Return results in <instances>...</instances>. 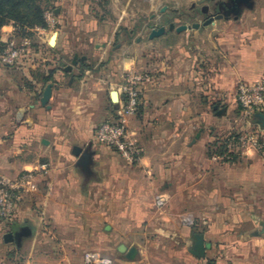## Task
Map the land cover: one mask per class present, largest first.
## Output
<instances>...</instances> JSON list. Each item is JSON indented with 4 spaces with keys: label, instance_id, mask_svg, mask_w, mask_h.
Segmentation results:
<instances>
[{
    "label": "crops",
    "instance_id": "1",
    "mask_svg": "<svg viewBox=\"0 0 264 264\" xmlns=\"http://www.w3.org/2000/svg\"><path fill=\"white\" fill-rule=\"evenodd\" d=\"M55 2L56 28L34 40L0 31V45L32 47L22 64L0 63V174L36 182L0 223V264H85L90 252L111 264H264V154L214 159L245 129L238 84L264 79V0L237 4L218 31L150 32L139 54L128 19ZM131 73L146 78L138 112L124 118L142 149L135 165L94 141L121 115Z\"/></svg>",
    "mask_w": 264,
    "mask_h": 264
},
{
    "label": "built area",
    "instance_id": "2",
    "mask_svg": "<svg viewBox=\"0 0 264 264\" xmlns=\"http://www.w3.org/2000/svg\"><path fill=\"white\" fill-rule=\"evenodd\" d=\"M48 29L56 28L54 12L45 14ZM32 52L31 43L10 41L0 54V63L5 67H16L22 64ZM146 78L137 73L128 74L121 86L124 94V107L119 118L112 122L100 124L94 133V141L102 146L111 148L129 164L135 165L140 161L142 149L131 137L124 122L125 117L136 115L140 107L141 86ZM237 102L240 109V119L245 129L228 137L227 153L214 159L230 162L232 155H242L247 150H255L264 154V131L258 124L257 116L264 114V79L255 83H240L237 87ZM256 126V130L248 129ZM47 173V169L43 170ZM36 189L35 176L25 172L15 179L0 174V223H11L15 220L19 202ZM187 224H193L190 217L184 218ZM85 264H111L110 260L101 254L90 252L85 255Z\"/></svg>",
    "mask_w": 264,
    "mask_h": 264
},
{
    "label": "rangeland",
    "instance_id": "3",
    "mask_svg": "<svg viewBox=\"0 0 264 264\" xmlns=\"http://www.w3.org/2000/svg\"><path fill=\"white\" fill-rule=\"evenodd\" d=\"M54 1L55 0H50ZM90 11L93 17L102 18L114 21L122 18L124 21L129 20V28H134V48L136 53H142V43L146 41L150 32L158 36L161 31L164 33L169 31L170 23L176 27L182 25H203L206 16L201 13L202 9H207L209 17L214 18L210 25L201 26L202 30L218 31L219 23L216 24L218 15L228 17L240 15V8L233 12H226L222 7L223 2L231 3L232 0H87ZM262 1V0H261ZM56 3V2H55ZM44 5L45 2H43ZM248 11L246 8L245 11ZM254 10V9H253ZM257 14H260V9H255ZM48 8L47 12H50ZM46 12V13H47ZM54 12V11H53ZM45 13V14H46ZM257 15L256 13H252ZM207 16V17H208ZM216 25V28L213 27ZM216 29V30H215ZM195 31V30H191ZM140 39V46L136 40ZM242 122V121H241ZM244 124V123H242ZM250 132H254L256 126L248 128ZM264 131V129H263ZM235 134V132H234ZM228 142V137L223 139V142Z\"/></svg>",
    "mask_w": 264,
    "mask_h": 264
},
{
    "label": "trees",
    "instance_id": "4",
    "mask_svg": "<svg viewBox=\"0 0 264 264\" xmlns=\"http://www.w3.org/2000/svg\"><path fill=\"white\" fill-rule=\"evenodd\" d=\"M48 8L54 11L55 2L50 0H0V31L5 26L12 25L17 39L32 41L37 31L48 28L45 18ZM41 48L43 49V46ZM4 49L5 45H0V54ZM227 145L228 142L225 141L217 146V156H225ZM237 158L238 155H232L229 163L237 161Z\"/></svg>",
    "mask_w": 264,
    "mask_h": 264
},
{
    "label": "water",
    "instance_id": "5",
    "mask_svg": "<svg viewBox=\"0 0 264 264\" xmlns=\"http://www.w3.org/2000/svg\"><path fill=\"white\" fill-rule=\"evenodd\" d=\"M244 1L246 2V1H249V0H240V1H238V4L240 5V3L241 2H244ZM219 18L220 17H218L217 19H219ZM212 22H213V19L212 20H209L205 25H208V24H210ZM200 26H201L200 24H193L191 26L190 25H182V26H179V27H175L174 24H171L170 27H169V29L170 30H174L176 28L175 30L178 33H181V32L189 31V30H192V29H199ZM162 33H164V32L161 31L160 34H162ZM77 62H78V56H75L74 59H73V61H72V66H75L77 64ZM72 66H69L66 70L70 72L72 70ZM52 91H53V85L52 84H49L46 87V89H45V91L43 93V96L41 98V101H40L42 106H44V107L47 106V104L49 103V101H50V99L52 97ZM113 97H114V100L116 101V94H113ZM257 118L259 119L258 120V124L260 125V127L262 129H264V125L261 122V119L264 118V114L258 115ZM43 143L44 144H47L46 141H43ZM133 257H134V250H131L130 253H129V255H128V258L129 259H132Z\"/></svg>",
    "mask_w": 264,
    "mask_h": 264
},
{
    "label": "flooded vegetation",
    "instance_id": "6",
    "mask_svg": "<svg viewBox=\"0 0 264 264\" xmlns=\"http://www.w3.org/2000/svg\"><path fill=\"white\" fill-rule=\"evenodd\" d=\"M238 1H240V0H232L231 1V3H229L228 4V2L226 3V2H223V4H222V7L226 10V12H233L234 10H236V5L238 4ZM228 5V6H227ZM201 13L204 15V16H206V20L204 21V23H203V25H205L209 20H214V18H212V17H209L208 15H209V12H208V10L207 9H202L201 10ZM208 16V17H207ZM218 17H220V19H224V18H227V17H224V16H220V15H218L217 17H216V19L218 18ZM228 17H230V16H228ZM203 25H201V26H203ZM210 25V24H209Z\"/></svg>",
    "mask_w": 264,
    "mask_h": 264
}]
</instances>
